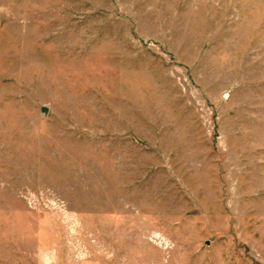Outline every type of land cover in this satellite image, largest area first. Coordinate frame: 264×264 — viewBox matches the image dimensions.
<instances>
[{
    "label": "rangeland",
    "instance_id": "rangeland-1",
    "mask_svg": "<svg viewBox=\"0 0 264 264\" xmlns=\"http://www.w3.org/2000/svg\"><path fill=\"white\" fill-rule=\"evenodd\" d=\"M0 264H264V0H0Z\"/></svg>",
    "mask_w": 264,
    "mask_h": 264
}]
</instances>
